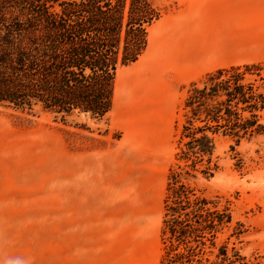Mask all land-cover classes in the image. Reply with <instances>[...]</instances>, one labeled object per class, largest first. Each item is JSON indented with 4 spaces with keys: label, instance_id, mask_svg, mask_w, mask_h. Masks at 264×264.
I'll return each mask as SVG.
<instances>
[{
    "label": "rangeland",
    "instance_id": "rangeland-1",
    "mask_svg": "<svg viewBox=\"0 0 264 264\" xmlns=\"http://www.w3.org/2000/svg\"><path fill=\"white\" fill-rule=\"evenodd\" d=\"M152 2L165 13L149 24L147 45L133 56L125 28L137 22L135 16L152 20ZM175 7V0H127L113 106L102 121H61L38 109L0 105V182L25 183L34 197L84 199L96 209L85 236L75 235L71 245L64 235L43 234L18 264H159L166 174L186 88L216 67L264 63L261 44L258 52L251 46L248 53L218 54L215 60L203 54L194 68L184 55L172 56L171 42L180 39L165 18ZM215 155L214 175L191 180L231 217L213 252L226 244V264H264V133L238 143L220 138Z\"/></svg>",
    "mask_w": 264,
    "mask_h": 264
},
{
    "label": "trees",
    "instance_id": "trees-1",
    "mask_svg": "<svg viewBox=\"0 0 264 264\" xmlns=\"http://www.w3.org/2000/svg\"><path fill=\"white\" fill-rule=\"evenodd\" d=\"M126 6L127 0H0V105L61 121H102L113 106ZM135 20L124 36L133 56L146 45L150 19ZM181 118L166 174L159 264H226L227 245L213 249L231 221L228 209L191 180L216 172L218 139L238 143L264 133V63L219 68L192 81Z\"/></svg>",
    "mask_w": 264,
    "mask_h": 264
},
{
    "label": "crops",
    "instance_id": "crops-1",
    "mask_svg": "<svg viewBox=\"0 0 264 264\" xmlns=\"http://www.w3.org/2000/svg\"><path fill=\"white\" fill-rule=\"evenodd\" d=\"M175 3V11L165 21L169 22V28L178 31L175 38L180 41L171 42L169 51L172 56L184 55V62H190L193 68L200 66L203 54L215 60L218 54L248 53L251 46L255 49L260 44L261 52L264 51L261 41L264 0H175ZM150 5L151 12L156 11L149 20L153 24L165 12L155 8L153 2ZM251 38L261 42H251ZM219 68L224 67L213 70ZM29 189L34 188L22 182H0V264L23 262L27 246L43 234L64 235L72 245L75 235L83 237L89 231L87 222L91 210L95 214L96 209H90L84 199L34 197L27 195Z\"/></svg>",
    "mask_w": 264,
    "mask_h": 264
}]
</instances>
